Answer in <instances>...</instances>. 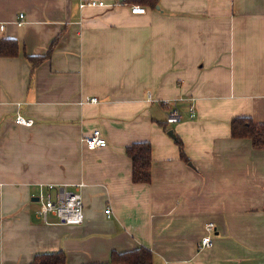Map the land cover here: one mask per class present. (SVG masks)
Here are the masks:
<instances>
[{
  "label": "crops",
  "instance_id": "obj_1",
  "mask_svg": "<svg viewBox=\"0 0 264 264\" xmlns=\"http://www.w3.org/2000/svg\"><path fill=\"white\" fill-rule=\"evenodd\" d=\"M90 1L0 0V43L20 47L0 55V264L142 248L153 264H264V150L231 135L236 117L264 124V0ZM96 129L108 146L89 150ZM135 143L152 147L149 184L133 181ZM51 185L80 191L83 225L43 222Z\"/></svg>",
  "mask_w": 264,
  "mask_h": 264
},
{
  "label": "trees",
  "instance_id": "obj_2",
  "mask_svg": "<svg viewBox=\"0 0 264 264\" xmlns=\"http://www.w3.org/2000/svg\"><path fill=\"white\" fill-rule=\"evenodd\" d=\"M130 5H142L152 9L158 6V0H124ZM55 44H53L54 47ZM52 47V49H53ZM52 49L47 56L28 57L36 68L52 56ZM20 53L19 43L13 39H4L0 43V55L4 58H15ZM231 135L234 139H248L257 150H264V124H256L251 118L236 117L232 120ZM182 159L189 161L183 151V144L177 141ZM127 155L133 164V181L136 184H149L152 179V147L149 143H135L127 148ZM63 253L38 255L31 264H66ZM107 264H153V253L145 248L134 252H113L111 262Z\"/></svg>",
  "mask_w": 264,
  "mask_h": 264
},
{
  "label": "built area",
  "instance_id": "obj_3",
  "mask_svg": "<svg viewBox=\"0 0 264 264\" xmlns=\"http://www.w3.org/2000/svg\"><path fill=\"white\" fill-rule=\"evenodd\" d=\"M106 0H92L86 4H83L82 7H93V8H104L106 7ZM131 12L134 15H144L146 14V8L141 6L131 7ZM23 19V16L21 15ZM20 25L22 23H19ZM89 103H97V98H92L88 100ZM175 111L170 113L167 122L169 124H176L182 120V115L180 111L176 108L177 105H174ZM191 118L195 117V108H190ZM16 122L25 126H33L34 121L26 119L22 116H18ZM89 150H97L106 148L108 146L107 139L101 132V130H94L93 133L84 138ZM83 185L78 186L81 189ZM41 207L38 211L39 216L43 222L48 223L50 216H55L60 224L67 226H81L85 222L84 218V205L83 198L80 191L69 192L65 187L59 186H49L48 194L44 195L40 199ZM111 210H106V214L110 215ZM214 225L210 224L207 226V230L211 232ZM204 247H211V238L209 236L205 237L202 241Z\"/></svg>",
  "mask_w": 264,
  "mask_h": 264
}]
</instances>
